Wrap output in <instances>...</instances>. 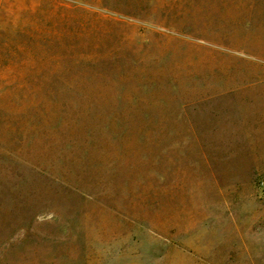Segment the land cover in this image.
<instances>
[{"label":"rangeland","instance_id":"rangeland-1","mask_svg":"<svg viewBox=\"0 0 264 264\" xmlns=\"http://www.w3.org/2000/svg\"><path fill=\"white\" fill-rule=\"evenodd\" d=\"M0 264H264V0H0Z\"/></svg>","mask_w":264,"mask_h":264}]
</instances>
